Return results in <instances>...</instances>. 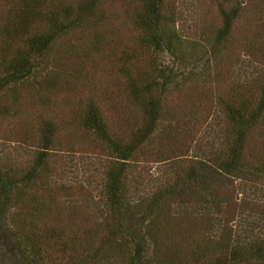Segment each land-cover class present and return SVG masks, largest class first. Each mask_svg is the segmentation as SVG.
<instances>
[{
    "label": "trees",
    "instance_id": "1",
    "mask_svg": "<svg viewBox=\"0 0 264 264\" xmlns=\"http://www.w3.org/2000/svg\"><path fill=\"white\" fill-rule=\"evenodd\" d=\"M241 189L264 193V0H0V263L264 264V210L188 221Z\"/></svg>",
    "mask_w": 264,
    "mask_h": 264
},
{
    "label": "rangeland",
    "instance_id": "2",
    "mask_svg": "<svg viewBox=\"0 0 264 264\" xmlns=\"http://www.w3.org/2000/svg\"><path fill=\"white\" fill-rule=\"evenodd\" d=\"M84 37L86 36L76 37L75 42L82 46ZM12 130H15L14 127H12ZM68 156L63 161L57 160L56 164L61 170H68L69 173L64 175L68 181L79 180L84 175L81 160H85V162H88V160L78 155L70 154ZM221 204L218 209L194 216L192 219H188V221L194 226L200 225L204 229L206 228L214 232L220 231L222 234H227V236L241 234L251 224L254 213L258 209L260 211L264 210V193L241 189L238 191L237 196L222 199ZM91 216H93L91 217V221L93 222L96 215ZM2 258L0 264H8L4 257Z\"/></svg>",
    "mask_w": 264,
    "mask_h": 264
}]
</instances>
